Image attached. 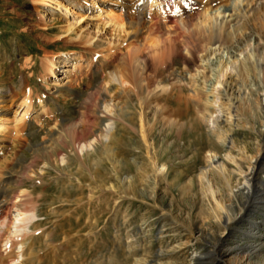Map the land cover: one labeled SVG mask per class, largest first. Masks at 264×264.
I'll use <instances>...</instances> for the list:
<instances>
[{
    "label": "rangeland",
    "instance_id": "374dc122",
    "mask_svg": "<svg viewBox=\"0 0 264 264\" xmlns=\"http://www.w3.org/2000/svg\"><path fill=\"white\" fill-rule=\"evenodd\" d=\"M192 1L199 11L209 14L211 24H218L233 6L247 2L215 0L208 7L207 0ZM134 3L97 0L98 8L86 9L83 3L85 10L77 4L74 10L86 15L81 23L84 34L93 35L95 25L115 12L125 23L141 20L139 35L145 42L161 38L164 29L145 32L147 20L138 16ZM99 8L103 14L92 20ZM66 21L61 10L32 0H0V124L6 128L0 132V188L8 192L25 189L36 204V216L24 230L30 237L16 247L18 257L13 264H264V219L253 230L255 236L251 225L225 229L214 218L221 213L214 200L201 191L199 172L207 165L208 151L221 142L212 125L193 110V69L175 56V64L167 61L162 77L153 79L148 95L142 76L152 75L157 62L148 61L146 66L140 57L128 63L123 52L117 63L128 81L122 87L112 86L102 77V70L105 75L112 67L103 65L100 48L85 44L83 35L80 39L75 33L67 34ZM100 37L114 38L111 27ZM50 61L55 62L53 73L49 72ZM74 61L78 68L64 72L70 67L66 64ZM65 74L70 82L60 79ZM60 83L65 85L58 87ZM105 86L109 88L106 107L110 108L113 99L118 103L109 140L88 136L87 143L73 144L68 129L65 143L52 145L50 135L56 128L63 129L82 115L92 118L95 134L103 129L105 122L100 119L108 115L107 109L101 100L99 107L96 104L103 99ZM24 95L31 97L32 106L24 120L16 123ZM151 101L158 103L156 111ZM260 102L264 105L262 97ZM144 111L152 126L146 140L139 120L144 121ZM241 113L245 118L251 114L248 108ZM170 114L176 123H167ZM257 115L249 124L239 120L233 131L236 147L232 154L244 169L249 162L239 158V148L253 157L264 152V113ZM46 144L53 149L45 154L42 146ZM151 156L165 166L163 175L155 174ZM258 164L251 181L254 207L246 218L250 222L264 208V166ZM8 176L15 182L8 184ZM223 198L230 199L231 215L239 212L246 199L242 195ZM5 225L0 220V230ZM210 251L214 253L208 257L191 260L194 254L203 256Z\"/></svg>",
    "mask_w": 264,
    "mask_h": 264
},
{
    "label": "bare ground",
    "instance_id": "6f19581e",
    "mask_svg": "<svg viewBox=\"0 0 264 264\" xmlns=\"http://www.w3.org/2000/svg\"><path fill=\"white\" fill-rule=\"evenodd\" d=\"M32 1L46 8L61 10L62 15L68 19L66 21L67 34L75 33L77 38L80 39L83 35L85 44L100 48L98 53L103 60V65L112 67L105 75L104 68L102 77L107 78V83L112 86L122 87L128 81L117 63L118 56L122 55L123 52L129 60L128 63H132L135 58L140 57L144 58L146 66L148 61H150L149 63L157 62L158 66L153 68L152 75L144 73L142 76L148 95L151 94L149 88L152 81H154L153 79L162 77L163 69L168 67L167 61L175 64V56L179 58L181 64L193 69L191 96L196 99L192 102L193 110L201 120L212 125L214 136L221 142V144L216 143L217 146L208 151L207 165L201 168L199 172L201 191L214 200L215 206L221 212H219V216L215 215L214 218L222 223L225 229H230L233 225L244 224L251 225L253 228L251 231L257 230L264 219V208H260L261 211L258 217H255V221L250 222L246 218L249 211H251L250 208L254 207L251 204L254 202L250 200L253 193L251 181L256 176V165L259 166L258 163H260L262 167L264 166L261 164L264 159V152H260L258 156L253 157L245 153L244 147L239 148V158L246 159L249 162L244 169L242 163L232 154V150L236 147L233 131L235 127H238L239 120L246 119L249 124L253 118H258V112L264 113V105L260 104V97L264 101V45L261 43L264 39V0H247L246 4L244 3L245 5L241 3L238 7L233 6L231 12L228 15L224 14L218 24H211L209 14L207 15L204 12L205 10L199 11L192 0H134L133 6L138 16H143L147 20L146 25L144 24L145 32L154 34L159 33L162 29L166 31L162 35L164 37H155L156 40H154L155 38L152 40L146 37L148 40L146 42L139 35L141 30L138 26L141 20L125 23L115 17V12H106L105 19L93 28V35L89 32L84 34L85 31L81 23L84 22L86 15L79 12V10L75 11L74 6L77 4L85 10V7H83L85 4L88 6L86 9L89 7L95 9L98 8L97 0ZM215 3V0H207L205 5H214ZM102 14V8H99L97 13L94 16L92 15V20L98 19ZM45 15L44 11L43 18ZM109 27H111L112 37L114 38L100 37L105 34ZM175 32L179 33L178 36L173 35ZM122 37H125V39ZM66 66H70L69 69L64 70L66 73L78 68L76 61L72 62L71 65L66 64ZM54 67L55 62L50 61V73H53ZM60 79H64V83L71 81L68 74L63 77L60 76ZM64 83H60L58 87H63ZM104 89L105 92L101 94L103 99L100 97L97 104L95 103L99 107L101 100L105 104V109H107L108 115L100 119V122H105L103 129L95 134L96 128L93 129L92 127V118L82 115L73 123H69V126H64L63 129L60 128L59 130L56 128L57 131L50 135L52 145L65 143L68 129H70L68 132L71 133L70 139L73 144L87 143L88 136H92V139L101 140V142L104 139L109 140L115 127L117 113L115 109L117 110L118 103L113 99L111 100L113 104L109 105L110 108L106 107L105 96L109 88L105 86ZM1 97L0 95V104L3 102ZM152 103V107L156 111L158 103L151 101ZM31 106V97L24 95V98L18 104V107L22 109L19 113L22 112L17 119L14 118V121L16 123L23 121ZM246 107L251 113L247 118L241 113L244 108L245 112L247 111ZM146 119L147 113L144 111V121H142V117L139 118L140 130L144 140L151 136L152 128ZM0 120H2L1 116ZM232 120H235V122L233 123ZM168 122L176 123L177 120L170 114L167 116ZM5 130L4 125L0 124V132ZM258 134H261V132L258 131ZM51 144L42 146L45 154L53 149ZM222 147H224L225 152L218 154L219 149ZM151 158L155 174L158 176L163 175L165 166L157 164L155 156H151ZM228 164L233 165L232 170L228 168ZM212 172L216 174L215 178H218L222 186L216 182ZM6 179L8 184L15 182L14 180L11 181V176ZM261 184L264 186V182H261ZM237 195H242L246 199L243 200L239 212L236 215H231L232 205L229 202L230 199L222 200L224 196L233 197ZM261 200L264 201V198ZM35 212L36 204L28 191L22 189L16 192H8L5 188H0V220L6 223L5 227L0 230V243H2L0 245V264H13L17 260L18 253L15 252V249L19 245L22 246L29 239L30 235L24 230L35 218ZM34 225L33 222L31 226ZM252 233L254 235L255 231ZM252 233L246 232L244 235L252 236ZM212 248L215 249V246ZM209 253L211 254H204L203 256L194 254L191 256V260L208 257L214 252L210 251ZM211 261L214 263L215 258Z\"/></svg>",
    "mask_w": 264,
    "mask_h": 264
}]
</instances>
